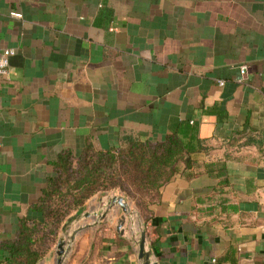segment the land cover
<instances>
[{
	"label": "crops",
	"instance_id": "obj_1",
	"mask_svg": "<svg viewBox=\"0 0 264 264\" xmlns=\"http://www.w3.org/2000/svg\"><path fill=\"white\" fill-rule=\"evenodd\" d=\"M7 47L0 242L19 218L40 217L30 205L62 150L176 132L193 148L194 177L175 175L150 206L152 259L264 264V0H0ZM99 194L96 214L113 196ZM117 211L91 264H140L136 245L115 231ZM93 240L63 264L87 260ZM56 258L54 246L38 264Z\"/></svg>",
	"mask_w": 264,
	"mask_h": 264
},
{
	"label": "trees",
	"instance_id": "obj_2",
	"mask_svg": "<svg viewBox=\"0 0 264 264\" xmlns=\"http://www.w3.org/2000/svg\"><path fill=\"white\" fill-rule=\"evenodd\" d=\"M124 142V146L109 150L88 146L78 155L62 150L52 163L53 173L46 179L41 195L30 205L40 217L19 218L14 236L0 242L7 254L0 264H38L56 244L71 214L81 211L97 193H123L135 202L147 222L151 218L150 206L160 201L161 188L166 183L177 174L187 180L194 177L187 171L193 167L189 157L193 148L176 132L155 141L126 137ZM206 184L215 186L211 180ZM102 241L97 235L89 258H82L78 264H91Z\"/></svg>",
	"mask_w": 264,
	"mask_h": 264
},
{
	"label": "rangeland",
	"instance_id": "obj_3",
	"mask_svg": "<svg viewBox=\"0 0 264 264\" xmlns=\"http://www.w3.org/2000/svg\"><path fill=\"white\" fill-rule=\"evenodd\" d=\"M107 195H123V196H125L123 193H121L119 191H113V190L107 191L106 193L99 194L98 196L99 197L102 196L103 198H106ZM124 198L128 202L129 208L132 211V216H131L132 219L128 220L127 228L129 231H130V228L133 229L134 230L133 232L136 233L140 227L139 223L141 222V225H142L144 222L143 216H142L139 208L136 206L135 202L131 198H129L127 196H125ZM100 205H101V202L99 201V199L97 197L93 196L90 199H88L84 205V208L81 211H79V212L75 211L71 214V216H72L71 220L65 225L64 229H61V231L58 235L57 241L60 237L64 238V240L66 242L69 241L70 235L74 229H76L79 226H83L86 223H93L95 220H97L98 214H96V212L99 209ZM117 208H118V211L115 213L116 221H117V219L121 213V209L118 205H117ZM85 212L90 213L91 216L85 217L84 216ZM108 214H109V212L107 213L105 218L102 219V222L97 223V224H95L89 228L83 229L76 234L75 240H74L73 244L70 246L69 254L65 260H67L68 257L72 253L74 254V256L76 254H78L76 252L78 251V248H80L81 246H82V248H84L83 252L85 254L88 253L87 247H88L89 243L91 242L92 238H95L97 235L101 236V235L106 234V231H107L106 226H107V224L109 222L108 220L110 218V217H108ZM57 241H56V243H57ZM77 244H80V246H77ZM54 246L56 247V244ZM74 256H73V258H74ZM70 260H72V259H70ZM70 260H69V262H67V264H72L70 262H73V261H70ZM39 264H45V262L42 261ZM50 264H54V261H51Z\"/></svg>",
	"mask_w": 264,
	"mask_h": 264
},
{
	"label": "water",
	"instance_id": "obj_4",
	"mask_svg": "<svg viewBox=\"0 0 264 264\" xmlns=\"http://www.w3.org/2000/svg\"><path fill=\"white\" fill-rule=\"evenodd\" d=\"M123 195H113L105 202V210L98 214V219L93 223H86L83 226H79L73 230L70 235L69 241H65L64 238L60 237L56 243V254L57 258L55 260V264H63L65 259L69 254V248L73 244L75 240L76 234L86 228H89L97 223H100L102 219L105 218L107 213L111 210V208L115 205H118L121 209V213L115 223V230L119 237H127L134 245L137 246V257L139 259L140 264H158L155 260L152 259L151 250L147 247V233L144 228V223L141 225L139 223V232L138 238L133 234V229L130 228V231L127 228L128 220L132 219V211L129 208L128 202L124 198ZM85 217L91 216L90 213L86 212L84 214ZM65 226L62 227L64 229Z\"/></svg>",
	"mask_w": 264,
	"mask_h": 264
},
{
	"label": "built area",
	"instance_id": "obj_5",
	"mask_svg": "<svg viewBox=\"0 0 264 264\" xmlns=\"http://www.w3.org/2000/svg\"><path fill=\"white\" fill-rule=\"evenodd\" d=\"M14 15H17L14 13ZM15 50L14 48H2L0 50V78H6L8 76L9 72V66H10V57L14 55ZM245 66L240 67L241 73L245 72ZM219 84H223L222 80H219Z\"/></svg>",
	"mask_w": 264,
	"mask_h": 264
},
{
	"label": "bare ground",
	"instance_id": "obj_6",
	"mask_svg": "<svg viewBox=\"0 0 264 264\" xmlns=\"http://www.w3.org/2000/svg\"><path fill=\"white\" fill-rule=\"evenodd\" d=\"M138 232H139V230L136 233L133 232V234L135 235L136 238H138Z\"/></svg>",
	"mask_w": 264,
	"mask_h": 264
}]
</instances>
